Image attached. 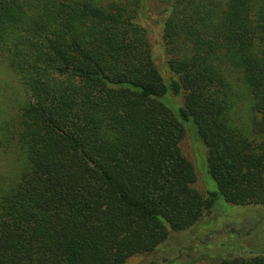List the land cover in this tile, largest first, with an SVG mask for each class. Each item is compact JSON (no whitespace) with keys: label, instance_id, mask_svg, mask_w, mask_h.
Listing matches in <instances>:
<instances>
[{"label":"trees","instance_id":"trees-1","mask_svg":"<svg viewBox=\"0 0 264 264\" xmlns=\"http://www.w3.org/2000/svg\"><path fill=\"white\" fill-rule=\"evenodd\" d=\"M158 1L164 64L147 0H0V64L23 94L0 118L15 168L0 177V264H125L219 199L264 206V0ZM185 133L217 192L192 188Z\"/></svg>","mask_w":264,"mask_h":264},{"label":"rangeland","instance_id":"rangeland-1","mask_svg":"<svg viewBox=\"0 0 264 264\" xmlns=\"http://www.w3.org/2000/svg\"><path fill=\"white\" fill-rule=\"evenodd\" d=\"M165 9L158 0H147V20L143 22L148 31L151 49L161 64L167 61L161 39V22ZM155 64L157 66L156 62ZM22 99L20 81L6 66L0 64V118L7 119L13 115ZM168 101V96L162 100L171 113L177 115L179 107H170ZM171 104H182V98ZM179 149L181 155L192 165L195 176L192 188L203 197L206 192H217L214 181L207 174L204 145L199 141L194 144L189 133H185ZM10 161L12 162L11 156L5 158L0 155V177L11 178L15 168L7 165ZM206 216L208 219L197 227L171 233L167 241L155 251L134 256L125 264H213L226 259H247L264 255V206H231L219 199ZM231 227L235 228L238 235L230 233ZM247 232H250L249 235Z\"/></svg>","mask_w":264,"mask_h":264},{"label":"water","instance_id":"water-1","mask_svg":"<svg viewBox=\"0 0 264 264\" xmlns=\"http://www.w3.org/2000/svg\"><path fill=\"white\" fill-rule=\"evenodd\" d=\"M206 215H208V213Z\"/></svg>","mask_w":264,"mask_h":264}]
</instances>
